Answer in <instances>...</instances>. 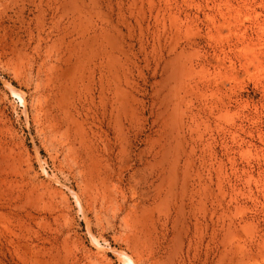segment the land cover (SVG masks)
<instances>
[{
  "label": "rangeland",
  "instance_id": "obj_1",
  "mask_svg": "<svg viewBox=\"0 0 264 264\" xmlns=\"http://www.w3.org/2000/svg\"><path fill=\"white\" fill-rule=\"evenodd\" d=\"M131 261L264 264V0H0V264Z\"/></svg>",
  "mask_w": 264,
  "mask_h": 264
},
{
  "label": "bare ground",
  "instance_id": "obj_2",
  "mask_svg": "<svg viewBox=\"0 0 264 264\" xmlns=\"http://www.w3.org/2000/svg\"><path fill=\"white\" fill-rule=\"evenodd\" d=\"M13 1H14V0H13ZM40 1H41V0H40ZM47 1H48V0H47ZM7 2H8V1H7ZM15 2H16V1H15ZM15 2H14V3H15ZM38 2H39V1H38ZM55 2H56V0H55ZM11 3H13V2H11ZM32 3H33V2H32ZM61 3H62V2H61ZM61 3H60V4H61ZM72 4H73V3H71V5H72ZM5 5H6V3H5ZM34 5H35V4H34ZM65 5H66V4H65ZM71 5H70V6H71ZM14 6H15V5H14ZM22 6H23V5H22ZM55 6H56V5H55ZM63 6H64V5H63ZM70 6H69V8H70ZM47 7H48V6H47ZM66 7H67V6H66ZM7 8H8V7H7ZM48 8H49V7H48ZM52 8H54V7H52ZM52 8H51V9H52ZM61 8H62V7H61ZM64 8H65V7H64ZM71 8H72V6H71ZM59 9H60V8H59ZM67 9H68V8H67ZM49 12H50V11H49ZM76 12H79V11H76ZM62 14H63V13H62ZM64 14H65V13H64ZM20 15H21V14H20ZM54 15H55V14H54ZM65 15H66V14H65ZM78 15H79V13H78ZM78 15H77V16H78ZM80 15H81V14H80ZM16 16H17V15H16ZM70 16H71V15H70ZM19 17H20V16H19ZM66 17H67V16H66ZM80 18H81V16H80ZM16 19H17V18H16ZM18 19H19V18H18ZM21 19H22V18H21ZM21 19H20V20H21ZM75 19H76L77 21L80 20L79 17H78V18L76 17ZM76 20H75V21H76ZM21 21H22V20H21ZM62 22H63V21H62ZM79 22H81V21H79ZM77 23H78V22H77ZM27 24H29V23H27ZM41 24H42V23H41ZM82 24H83V23H82ZM23 26H24V25H23ZM74 26H75V25H74ZM13 27H14V26H13ZM24 27H26V26H24ZM64 27H65V26H64ZM67 27H69V26H67ZM22 28H23V27H22ZM38 28H39V27H38ZM41 29H42V28H41ZM16 32H17V31H16ZM53 34H54V33H53ZM76 34H77V33H76ZM19 35H21V34H19ZM65 35H66V34H65ZM4 36H5V35H4ZM7 37H8V36H7ZM18 38H19V37H18ZM58 38H59V37H58ZM7 39H8V38H7ZM3 40H4V39H3ZM5 40H6V37H5ZM60 40H61V39H60ZM63 40H64V39H63ZM5 42H6V41H5ZM68 42H70V41H68ZM78 44H79V43H78ZM10 45H11V44H10ZM70 45H71V44H70ZM73 45H74V44H73ZM71 46H72V45H71ZM74 46H75V45H74ZM74 46H73V47H74ZM65 47H66V46H65ZM7 48H8V46H7ZM9 49H10V47H9ZM11 49H14V48L11 47ZM73 50H74V49H73ZM11 51H12V50H11ZM12 52H13V51H12ZM80 52H81V51H80ZM75 87H76V86H75ZM53 93H54V92H53ZM60 97H61V96H60ZM58 100H59V99H58ZM63 100H64V99H63ZM64 101H65V100H64ZM73 101H74V100H73ZM61 102H62V101H61ZM52 106H53V105H52ZM49 112H50V111H49ZM48 114H49V113H48ZM57 118H58V117H57ZM83 129H84V128H83ZM89 178H90V177H89ZM137 237H138V236H137ZM144 244H145V243H144ZM136 249H137V247H136ZM132 252H133V251H132ZM134 252H135V251H134ZM141 254H142V253H141ZM153 260H154V259H153ZM151 261H152V260H151ZM131 262H132V261H131ZM148 263H149V262H148ZM151 263H152V262H151ZM162 263H163V262H162ZM132 264H133V262H132ZM149 264H150V263H149ZM156 264H157V262H156Z\"/></svg>",
  "mask_w": 264,
  "mask_h": 264
}]
</instances>
